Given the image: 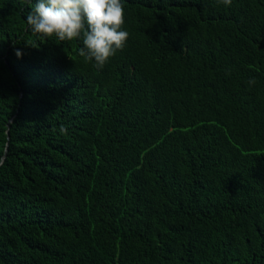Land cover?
Instances as JSON below:
<instances>
[{"label": "trees", "instance_id": "trees-1", "mask_svg": "<svg viewBox=\"0 0 264 264\" xmlns=\"http://www.w3.org/2000/svg\"><path fill=\"white\" fill-rule=\"evenodd\" d=\"M35 2L0 0V264H264V0H121L102 69Z\"/></svg>", "mask_w": 264, "mask_h": 264}, {"label": "clouds", "instance_id": "clouds-1", "mask_svg": "<svg viewBox=\"0 0 264 264\" xmlns=\"http://www.w3.org/2000/svg\"><path fill=\"white\" fill-rule=\"evenodd\" d=\"M219 2L226 7L232 4V0ZM124 17L121 0H36L31 4L26 22L34 34L42 37L51 38L55 33L59 41L82 40L79 55L102 69L126 46L129 33L121 27ZM16 55L22 56V52L16 50ZM254 83V78L250 79L249 84ZM59 131L67 134L64 125Z\"/></svg>", "mask_w": 264, "mask_h": 264}, {"label": "water", "instance_id": "water-1", "mask_svg": "<svg viewBox=\"0 0 264 264\" xmlns=\"http://www.w3.org/2000/svg\"><path fill=\"white\" fill-rule=\"evenodd\" d=\"M6 152H7V150H6Z\"/></svg>", "mask_w": 264, "mask_h": 264}]
</instances>
